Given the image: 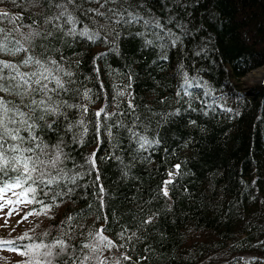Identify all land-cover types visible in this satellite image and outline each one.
Wrapping results in <instances>:
<instances>
[{"label":"trees","instance_id":"trees-1","mask_svg":"<svg viewBox=\"0 0 264 264\" xmlns=\"http://www.w3.org/2000/svg\"><path fill=\"white\" fill-rule=\"evenodd\" d=\"M58 2L0 0V27H14L15 19L24 33L29 25L50 30L52 25L42 21L57 11ZM143 3L173 31L179 21L187 35L174 47L167 40L148 46L136 35L144 28L136 26L120 29L116 37L109 33L107 42L64 36L49 49L53 59L63 56V66L74 73L75 84L60 98L77 107L38 121L36 134L48 151L58 145L63 152L59 167L79 177L75 184L61 180L52 185L47 196L37 192L38 199L53 205L46 214L35 203L0 210L15 208L22 219L32 220L21 233L0 234V242H15L0 251L17 253L16 264H46L51 258L44 246L66 232L77 255L91 257L86 264H264V80H244L264 65V0ZM76 15L93 27L87 17ZM24 57L23 52L0 54L13 63ZM185 75L202 84L188 88L190 96L185 95ZM208 91L213 96L203 95ZM0 96L20 102L16 96ZM200 100L212 108L206 110ZM134 132L159 143L141 148ZM93 153L95 167L89 163ZM176 164L180 174L171 177L175 183L164 197L161 188ZM0 196V204L17 199L11 192ZM147 219L152 222L145 224ZM99 229L116 247L81 250L95 243L88 233Z\"/></svg>","mask_w":264,"mask_h":264},{"label":"snow or ice","instance_id":"snow-or-ice-1","mask_svg":"<svg viewBox=\"0 0 264 264\" xmlns=\"http://www.w3.org/2000/svg\"><path fill=\"white\" fill-rule=\"evenodd\" d=\"M85 3L95 4L98 7L85 8ZM184 6L180 5V7ZM54 7L57 11L42 21L45 25H52L50 30L41 32L33 30L29 25L27 27L30 31L24 33L20 30V26L16 25L15 19L11 20L14 27L10 29L0 27V54L12 56L21 52L25 54L24 59L18 63L0 59V93L20 98V102L15 103L0 96V193L7 196L11 192L13 196L17 197L15 201L8 199L4 204H0V210L6 205L35 203L43 207V212L40 214H46L53 205L45 204L43 199H38L37 192L47 196L46 189L50 190L52 185H59L61 180L75 184L79 177V174L68 176L63 168L59 167L63 163L62 149L57 145L51 152L48 151V146L36 134V129L39 126L38 121H44L48 115H64L61 111L62 108L77 107L60 98L61 94H66L71 90L69 86L74 85L75 81L72 79L74 73L67 70L62 64L63 56L58 61L48 54L53 41L59 42L64 36H79L91 42L97 40L107 42L109 33L116 37L120 35V29L141 26L145 31L137 32L136 35L144 37L145 45L151 46L155 42L163 46L164 41L167 40L174 47L181 40L182 35H187L183 31L184 25L179 21L173 23L176 31L167 28V22L162 24L158 17L152 16L143 0H103V2L101 0H60ZM77 12L80 16L87 17L93 27L90 28L87 24H83L79 16L76 15ZM101 32H104L105 35L101 36ZM54 33L58 35H54ZM149 35L152 36V39L147 38ZM37 39L40 40L39 44L35 43ZM36 48H39L38 52ZM5 70L7 71L5 72ZM65 77L68 79L66 80ZM184 86L185 95L190 96L191 93L187 89L200 88L202 84L199 80L193 83L185 75ZM87 95L88 93L85 92L84 96L87 97ZM203 95L208 97L213 96V93L208 91ZM199 102L206 110H210L212 104L216 103L215 99L212 104L206 100ZM217 106L222 107V105ZM129 107L132 105L129 104ZM86 110L85 108L84 111ZM225 111L231 112L232 109H225ZM179 112L180 110L177 109L175 114L179 115ZM96 115L99 116L100 112H97ZM79 123L82 124L83 121L81 120ZM192 123L194 124L195 121ZM48 127L51 128L52 125L49 124ZM69 130H71V126H69ZM133 136L137 138L141 148L147 149V147L159 143L158 139H149L139 133L134 132ZM89 163L95 167V153ZM180 168L181 165L176 164L174 165L175 171L168 172L170 179L164 181L161 188L164 197L169 196L168 185L175 183L171 177L179 175ZM10 173L15 175H10ZM5 177H7L6 180L3 179ZM98 179L99 176H97ZM16 189L20 191L17 192ZM67 191L71 192L72 189L69 188ZM103 191V186H100V192L103 193ZM56 195H60V193ZM56 195L52 197L53 201H55ZM0 199L3 197L0 196ZM12 212L19 214L13 208L7 215L10 217ZM26 218L27 216L23 217V219ZM71 221L72 217H68L69 229L73 227ZM151 222V219L144 221L145 224ZM103 232L104 229H99L95 234L88 233L95 243L83 244L79 246L80 249L86 248L91 252H96L101 245L108 248L116 247L111 240L103 235ZM133 235L135 234L133 233ZM65 236L69 239H64ZM14 243V241H3L0 242V246ZM44 247L48 248L45 256L51 258L46 261V264H52V261L60 256L65 257L60 264H78V262L86 264L91 258L87 255L82 258L77 255V246L70 243L68 232L63 233L62 237L56 239L52 245ZM0 250H3L2 247ZM20 254L24 255L23 252ZM124 259L130 260L131 258L125 256ZM99 264H104V262L100 261Z\"/></svg>","mask_w":264,"mask_h":264},{"label":"rangeland","instance_id":"rangeland-1","mask_svg":"<svg viewBox=\"0 0 264 264\" xmlns=\"http://www.w3.org/2000/svg\"><path fill=\"white\" fill-rule=\"evenodd\" d=\"M244 80L249 82H262L264 80V65L250 71L244 77ZM31 226V219H22L15 212H12V215L9 217L7 212L0 211V234L2 235L9 233L18 234ZM18 259L19 255L17 253L10 254L6 251H0V264H16Z\"/></svg>","mask_w":264,"mask_h":264}]
</instances>
